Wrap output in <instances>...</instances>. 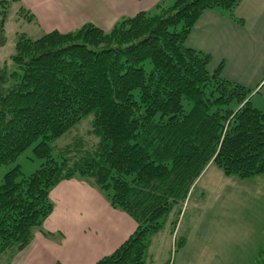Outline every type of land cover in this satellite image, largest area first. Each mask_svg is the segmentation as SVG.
Here are the masks:
<instances>
[{"label":"trees","instance_id":"trees-1","mask_svg":"<svg viewBox=\"0 0 264 264\" xmlns=\"http://www.w3.org/2000/svg\"><path fill=\"white\" fill-rule=\"evenodd\" d=\"M242 1L176 0L109 30L86 22L18 37L16 65L0 73V167L34 144L41 163L30 174L17 164L0 182V261L32 242L65 180L99 188L137 224L96 264H145L149 237L182 213L212 164L228 176L264 174V110L253 90L226 79L223 62L212 71L211 54L187 45L206 10L243 25L235 14Z\"/></svg>","mask_w":264,"mask_h":264},{"label":"crops","instance_id":"crops-1","mask_svg":"<svg viewBox=\"0 0 264 264\" xmlns=\"http://www.w3.org/2000/svg\"><path fill=\"white\" fill-rule=\"evenodd\" d=\"M28 1L39 23L48 26L49 31L65 32L86 22L109 30L123 16L153 11L158 4H172L176 0ZM235 14L245 20L243 25L219 11H204L195 23L187 45L211 54L209 68L212 71L223 62V76L253 90L251 100L257 96L264 100V0H243ZM69 24L77 27L68 28ZM80 181L75 178L65 180L53 188L50 196L54 210L42 229L35 230L34 239L25 250L28 255L20 259V264H96L135 231L137 224L131 216L106 201L98 206L95 201L99 193ZM74 185L84 187L88 193L82 194ZM83 206H86L84 215L92 224V240L84 239L88 220L85 225L78 223ZM57 235L63 239L59 237L55 241ZM72 241L73 251L65 246L71 245Z\"/></svg>","mask_w":264,"mask_h":264},{"label":"rangeland","instance_id":"rangeland-1","mask_svg":"<svg viewBox=\"0 0 264 264\" xmlns=\"http://www.w3.org/2000/svg\"><path fill=\"white\" fill-rule=\"evenodd\" d=\"M29 6L28 0H0V73L1 70L14 69L13 56L19 36L36 39L49 31L48 26L38 22L35 10ZM69 27L77 26L69 24ZM252 103L264 110V100L260 96L255 97ZM89 119H93V115L86 117L77 127H82ZM73 133L68 132L53 143L55 153L70 141ZM35 145L14 163L0 167V182L5 173L17 164L26 174L39 166L41 160L34 153ZM78 188L82 194L88 193L84 187ZM94 188L99 193L95 203L99 206L101 202H108L105 193ZM85 207L78 221L81 225L88 220L84 215ZM178 214L171 212L163 228L149 237L145 264H264V174L248 178L228 176L212 164L196 185L182 213ZM175 219L174 227L172 221ZM84 228L87 230L84 239L92 240L94 235L89 220ZM59 237L63 239L57 235L55 241ZM183 238L186 239L182 245ZM30 245L14 260L7 263L3 258L0 264H20V259L28 255L25 250ZM65 246L72 251L74 249L73 241Z\"/></svg>","mask_w":264,"mask_h":264}]
</instances>
